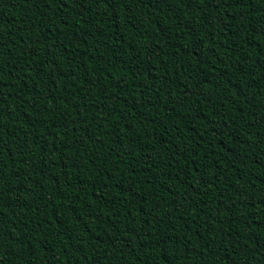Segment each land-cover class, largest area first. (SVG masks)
<instances>
[{
    "label": "trees",
    "instance_id": "trees-1",
    "mask_svg": "<svg viewBox=\"0 0 264 264\" xmlns=\"http://www.w3.org/2000/svg\"><path fill=\"white\" fill-rule=\"evenodd\" d=\"M0 264H264V0H0Z\"/></svg>",
    "mask_w": 264,
    "mask_h": 264
}]
</instances>
